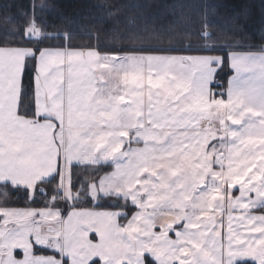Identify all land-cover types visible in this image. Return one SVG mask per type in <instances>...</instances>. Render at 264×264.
I'll return each instance as SVG.
<instances>
[{"label":"snow or ice","instance_id":"obj_1","mask_svg":"<svg viewBox=\"0 0 264 264\" xmlns=\"http://www.w3.org/2000/svg\"><path fill=\"white\" fill-rule=\"evenodd\" d=\"M259 5L264 11V0H259ZM103 7L110 9V16H116L123 6ZM130 7L145 12L129 17V26L123 31L113 28L104 33L107 40L102 41L101 30L85 32L82 28L87 40L77 43L76 32L49 23L47 14L56 5L48 0H30L29 8L23 13L27 19L18 26L9 18L12 27L0 32V90H11L18 77L22 91L26 76L35 87L39 73L44 75V87L53 94L60 92L63 85L70 105V124L90 130L96 141L93 155L100 152L101 162L113 160L122 151V138L129 132L116 129L143 128L144 123H134L141 117H146L145 122L152 126L149 132L183 127L189 119L186 106L193 100L197 104L203 102V110L194 114L199 119L193 122L208 121L204 155H208L211 146L212 154L219 157L217 167L222 164L224 171L231 174L233 183L228 187L241 186L240 196L232 197L231 207L242 203L246 210L261 207L264 204V16L259 29L252 33L248 31L253 20L249 0H192ZM152 8L159 10L160 15L146 14ZM225 68L229 69L227 84L218 86V73ZM185 81L191 82L193 97H189ZM245 119L250 122L241 132L258 137L247 143L245 137L238 139V134L228 127L229 122L237 127ZM226 136L236 143L213 145V141H222ZM43 140L41 127L19 121L18 102L11 112L0 110V165L7 163L14 170L15 162L22 157L43 165L46 163ZM21 145L22 157L18 155ZM153 159L157 158L146 153L137 155L139 163ZM178 163L170 160L167 166L158 164L156 171ZM116 167L117 172L102 178V183L112 184L123 175L120 166ZM187 184L185 180L183 185ZM200 186L193 185L182 194V203L188 208L174 205L181 216L153 240L150 251L155 255V264H264V216L241 225L243 231L239 233L231 215L226 224H217L224 211V201L220 200L219 192H213L201 194L192 203V196ZM23 211L11 210L12 213ZM257 223L259 226L254 227ZM177 224L183 226L180 231L175 230ZM6 227L0 225V235ZM105 228L102 237L106 241L105 264L108 261L143 264L138 249L121 241L114 242L112 230ZM64 244L68 253L78 257L72 264H88L86 253L78 250L72 233ZM55 250L59 251V245ZM3 255L0 251V257ZM23 255V264H48L51 259L34 255L31 248ZM0 264L8 261L0 260Z\"/></svg>","mask_w":264,"mask_h":264},{"label":"crops","instance_id":"obj_2","mask_svg":"<svg viewBox=\"0 0 264 264\" xmlns=\"http://www.w3.org/2000/svg\"><path fill=\"white\" fill-rule=\"evenodd\" d=\"M43 79V73H39V78L34 87L35 118L21 116L18 113V119L22 124L24 122H31L32 126H39L43 129L44 140L42 147L44 149L46 163L40 165L34 160L22 157L23 146L21 145V152L18 155L22 158L17 159L14 170L11 169L7 163L0 165V184H10L32 189L36 185L49 181L57 175H59L60 179L61 177H66L67 168L71 170V167L74 165H84L67 161L66 148L68 138L74 141V145L77 144L78 140L83 135L87 139L94 138L91 137L90 130H85L83 127L70 124V105L68 94L64 86L61 85L60 92L53 94L44 87ZM20 94L21 85L17 77L13 81L11 90H0V110L11 112L17 107V102L19 108ZM197 118L199 119V117ZM249 122L248 119H245L244 122L237 127H233L231 122H229L228 127L231 129L232 133L238 134V139L245 137L244 142L247 143L249 140L258 138L255 134L247 136V134L241 132V129ZM251 122L255 123L256 121ZM132 123L133 122H130V125ZM190 124L191 127H189ZM200 124L201 128L195 126L196 124L192 121L185 125V127H178L177 129L184 134H191L192 136L194 134H202V138L204 139L205 126L208 124V121H203ZM215 127H218V125ZM149 129L150 125L146 127L147 131ZM115 131L129 132L127 137L122 138L123 154L131 151L133 148L143 150L148 146L151 147L152 150L158 152L157 145L159 144H157V140L162 139V133H155L152 135V132H150L147 138L135 139L134 136L137 132L136 126L116 129ZM221 143L234 144L236 141H230L227 136L222 141H213V145H219ZM201 145L204 154V143ZM9 151L11 152L12 149L10 148ZM224 158L226 159L227 157ZM218 159L219 157L212 154L211 146H209L208 155H204L203 163L197 167V171L201 172L197 178L199 179V184H202L201 187L205 188L207 195H211L213 192H219L220 200L224 201V211L218 218L217 224H226L229 215H231L234 218L233 224L236 227V231L239 233L243 231V228L240 227L241 225L247 224L249 220H257L259 216H264V211H261L264 209V204L259 208L250 210H246L243 203L236 207H231L232 197L240 196L241 186L238 185L236 188L228 187L229 184L233 183L231 174L224 171L222 164L217 167ZM103 164H108L107 160L104 162L95 161L93 164L86 165L96 166ZM195 166L196 165L192 164L190 169L186 167V172L192 173L191 175H186V180L188 181L187 185H191V187L196 185ZM174 168V172H178V169L185 172L184 167L180 169L178 166H174ZM209 168L211 169L210 171ZM109 174H111V172L106 175ZM174 177L183 185L185 181L184 177H180V179L176 178L178 177L177 174L174 175ZM250 178L251 176H249V179ZM99 183L97 190L100 185ZM104 193L105 192H100V189L98 190L99 196H113L110 192ZM229 193H231V196L228 195ZM145 198L144 195L140 198L143 205H145L143 203ZM220 200L216 201V204H219ZM244 203H246V201ZM135 207L137 211L125 225L120 224V218L126 215L125 212L121 210L68 208L67 211L62 214L60 210L54 208L22 209L24 211L18 213L11 212L14 208H0V225H7L6 229H3V235H0V245L3 246L0 248V251L4 253V255L0 257V260H7L8 264H23V253L25 250L31 248L33 254L36 256L50 257L51 259L48 261V264H60L61 260H67L68 264H72L73 260L78 259V257L68 253L64 244L65 239L69 237V233H72L78 250L86 253L85 259L88 260V264L93 261H98L99 264H105L103 257L107 255L104 251L106 241H104L102 237L106 231L105 226H107V228L112 230L114 242L121 241L124 244H131L134 250L138 249L139 255L143 257V264H146L144 253L147 252L146 257L155 264V255L150 251L152 242L163 231L168 230L169 224H163V217L161 216L158 218L157 213H153L145 208H138L136 205ZM32 210H36L40 213L34 211V213L31 214L30 212H32ZM49 212H56L57 215L50 216ZM255 226H259V223L254 225V227ZM182 227V225L177 224L175 230L180 231ZM133 229H137V231H133ZM213 231H215V229H213ZM169 235H172L171 231ZM48 238L49 241L45 245L43 242ZM56 244L59 245V251L55 250ZM14 245H18V247H14ZM34 248L57 252L59 258L44 255L35 251ZM17 252L21 253L20 258L16 256ZM9 253L12 255L10 256ZM96 253H99V255L94 257ZM121 254L124 255L123 252ZM108 264H112V262L108 261Z\"/></svg>","mask_w":264,"mask_h":264},{"label":"trees","instance_id":"obj_3","mask_svg":"<svg viewBox=\"0 0 264 264\" xmlns=\"http://www.w3.org/2000/svg\"><path fill=\"white\" fill-rule=\"evenodd\" d=\"M49 3L56 5V9L47 14V19L50 24H54L57 28L63 30L70 28L77 33L80 43L86 41L87 30L98 29L102 31L101 40L106 41L107 36L104 33H109L113 28L123 31L127 28L128 18L131 16L140 15L145 12V9L132 8L131 4L147 5L150 3H190L192 0H48ZM230 2V0H226ZM252 8V22L248 26V31L255 33L260 27L261 17L264 16V11L261 10L259 0H249ZM105 4L123 6L122 11L116 16H110V9L103 7ZM30 5V0H0V32H7L12 27V23L21 25L27 17L23 14ZM115 11V8L111 9ZM146 14L151 16H159L160 11L152 8L146 11ZM193 14V13H188ZM11 18L12 23L9 22ZM71 21V24L68 21ZM85 32H82L81 29ZM31 68L32 65L30 64ZM229 69L225 68L218 73L217 85L227 84V75ZM223 78L221 80L220 78ZM18 113L21 116L35 118L34 107V86L29 77L24 78L22 91L20 94V102ZM112 171L111 163L103 165H74L70 170L71 189L73 193L78 194V200H73L72 205L60 199V177H53L49 181L40 183L34 187L32 192L29 188L13 186L10 184H0V208L14 209H41L54 208L60 210L64 214L68 208L75 209H101V210H121L125 212V217L120 218V224L125 225L128 220L135 214L137 208L128 200L121 197L98 195L97 203L88 196L90 185L94 184L97 187L99 179ZM7 196H3V193ZM261 211H264L262 209ZM35 251L44 255H49L59 258V254L47 249H36ZM16 254L21 257V253ZM146 264H153L148 258L144 257ZM63 264H68L67 260H63ZM90 264H99L98 261H93Z\"/></svg>","mask_w":264,"mask_h":264},{"label":"rangeland","instance_id":"obj_4","mask_svg":"<svg viewBox=\"0 0 264 264\" xmlns=\"http://www.w3.org/2000/svg\"><path fill=\"white\" fill-rule=\"evenodd\" d=\"M184 86L188 91L189 97H193L191 82L185 81ZM186 107L188 109L189 119L185 122L184 127L185 125L198 119V116L194 114L199 113L203 110V102L197 104L193 100V102ZM145 121L146 117H141L139 121L134 122L137 125L139 123H144L143 128H145L142 129L136 126L137 132L134 136L135 139L147 138L149 136L150 132L146 130V127H148L149 124H147ZM200 123H195V126L201 128ZM151 127L152 126L150 125V128ZM189 127H191V124L189 125ZM177 128L178 127L176 126H171L169 128H166L164 132H152V135L155 133H162V139L157 140V144H159L157 145L158 152L152 150V148L149 146L143 150L133 148L131 151L127 152V155H124L121 151V153H116L114 155L113 160H107L108 163H111L113 172L111 171V174L103 176L102 178L110 177L114 172H117V165L120 166L119 172L123 173V175H120L119 179H116L112 184L102 183V178L101 181L99 179L100 183L99 181L97 182V186L98 183L100 184L98 190L100 189V192L105 193L110 192V194H113V196L126 199L132 205H136L138 208H145L152 211L153 213H157L158 218L161 216L163 217V224H174L176 220L181 216L179 208L175 207L174 205L181 204L185 209L188 208L186 204L182 203V194L186 193L188 188L191 187V185L182 186L180 181L178 182L175 179L174 175L177 174L178 177L176 178L180 179V177H184V180H186V175L192 174L191 172H186V167L190 169L192 164L196 165L195 183L199 184V179L197 177L199 174H201V172L197 171V167L203 163L204 159L201 145L204 141V139L202 138V134H194L192 136L191 134H184ZM95 143V139H87L84 135L78 140L77 144L75 145L74 141L68 138L66 148L67 161L73 162L74 164L78 163L84 165L93 164L94 160L101 162L100 152H97L95 156L93 155V145ZM98 147L99 146L97 145V148ZM145 153L149 157L154 156L157 159L147 160L144 163H139L137 160V155ZM170 160L179 161L180 163L175 166H178L180 169L184 167L185 172L179 169L178 172H174V167H165L161 168L159 172L156 171V167L158 164H164L165 166H167ZM145 168H147L148 171H145ZM33 189L34 188L30 189V191L32 192ZM60 189V199L67 202L68 205H72L73 200H78V194L73 193L71 189L69 168L66 169V177H61L60 179ZM201 194H206V190L204 187L200 186L196 189L195 193L192 196V203H196V198L201 196ZM142 195L146 197L145 201L143 202L145 205H143L140 200ZM34 211L32 210V212L30 213L33 214ZM49 214L50 216L57 215L56 212H49ZM48 241L49 238L43 243L46 245Z\"/></svg>","mask_w":264,"mask_h":264},{"label":"water","instance_id":"obj_5","mask_svg":"<svg viewBox=\"0 0 264 264\" xmlns=\"http://www.w3.org/2000/svg\"><path fill=\"white\" fill-rule=\"evenodd\" d=\"M88 196H89L90 199L94 202V204L97 203L98 190H97L96 185H94V184L90 185ZM93 197H94V198H93Z\"/></svg>","mask_w":264,"mask_h":264}]
</instances>
